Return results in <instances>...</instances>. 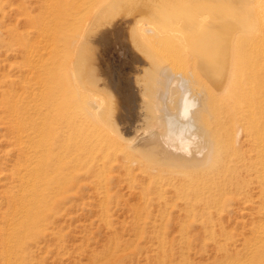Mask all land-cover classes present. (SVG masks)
Wrapping results in <instances>:
<instances>
[{"label":"bare ground","instance_id":"obj_1","mask_svg":"<svg viewBox=\"0 0 264 264\" xmlns=\"http://www.w3.org/2000/svg\"><path fill=\"white\" fill-rule=\"evenodd\" d=\"M71 3L66 17L56 12L40 22L43 33L55 34L44 37V48L56 51L49 59L55 73L26 85V104L23 95L14 115L26 130L18 137L24 162L35 165V197L45 202L55 179L71 191L81 176L97 197L99 218L110 224L114 216L130 217L135 224L126 233L133 235L186 232L189 224L157 223L171 209L176 219L202 217L201 231L229 227L223 213L248 209L243 225L252 227L246 238L258 253L247 256H264V3ZM25 46L18 45L23 55L34 51L23 69L49 67L39 50ZM50 137L57 147H44Z\"/></svg>","mask_w":264,"mask_h":264},{"label":"rangeland","instance_id":"obj_2","mask_svg":"<svg viewBox=\"0 0 264 264\" xmlns=\"http://www.w3.org/2000/svg\"><path fill=\"white\" fill-rule=\"evenodd\" d=\"M46 1H0V91H3L4 94L0 95V264H264V256L260 253L255 255L258 251L256 252L254 248H251L250 244L253 242L247 240L253 233L252 227L243 225L250 219L251 212L248 209H246L247 211L233 210L229 214L223 213L220 220L227 224L230 222L231 226L229 227L224 229L217 227L216 229L202 231L196 229L199 227L200 222L204 220L202 217L200 218L198 215L192 217L181 216L176 219L174 217L176 211L171 209L169 210L171 215L165 214L157 223L167 226L168 229L178 227V224H189L190 227L186 232L175 230L170 231V233L157 232V234L133 235L126 233L135 224L130 217L126 219L119 217L117 219L114 216L111 218L110 224H105L99 218L101 211L97 197L90 196L92 191L84 186L81 176H78L77 184L71 191L67 188L69 186L65 188L64 184L60 185L55 179L56 183L52 186L51 195L46 196L45 202H39L38 199L41 196L35 197V194L37 195V183L34 180L35 165L25 164L26 145L24 146V143L19 141L18 138L22 130L26 131L24 130L25 126L14 115H16L15 111L20 105L19 102L23 95L24 100L22 99L20 103L26 104L24 102L27 94L25 93L26 85L38 84L39 78L45 80L48 74L55 73L53 64L49 61L56 54V51L53 50V54L50 52L53 48H46V45L44 48V44H47L52 36L55 38V34L52 33L51 36L43 33L42 29L44 28H42L40 22L48 21L46 19L49 16L53 17L56 12V17H66L65 14L74 11L71 6L72 0H69V2L68 0H60L61 5L59 6H62L61 8L58 5L55 6V2V4H52L53 0H48V3ZM65 2L66 4H63ZM259 3V8L264 6H262L261 3L264 2L261 0H258ZM68 22L65 20L63 27L66 25L65 28L68 27L69 29L70 22ZM46 35H49L47 42L44 41ZM40 40H43L44 43ZM37 42L41 43L37 44ZM19 44L28 46H25L28 49L30 45L32 46L31 49L36 48L35 51L39 50L44 59L48 60L49 67L52 66V70L48 67L51 72L47 71L48 68L46 69V67L35 69V65L23 69L21 63L28 61V56L26 57L25 54L29 52L33 54L34 50L29 49V52L23 55L24 49L23 47L19 48ZM14 46L16 48L15 53ZM18 49L19 51H17ZM47 51L49 55H47ZM18 67H21L24 72ZM28 67L31 71H28ZM37 76L41 77L38 78ZM15 84L18 85L15 86ZM23 91H25L24 94H21ZM19 94L20 97H18ZM19 124L23 125L24 128L22 126L21 129ZM53 141L51 137L45 140L44 147H57L58 144H54ZM46 157H43V162ZM21 173L24 174L22 187L23 176L18 177ZM114 189L110 191L109 195L114 193ZM87 200H91L90 205H88ZM110 207L112 213L114 206L110 204ZM18 214H20V217ZM11 217L13 220H10ZM214 220L216 221L217 218L214 217ZM13 222H16V224L14 225ZM9 223L14 227L12 228ZM14 228L17 231L21 230V232L15 233ZM14 243L15 245H13ZM10 247L11 249H9ZM253 250L256 253L252 252V255L248 257L247 255L251 254L250 252ZM244 256L247 260L244 259ZM234 257L235 260H231ZM241 257L243 258L241 259Z\"/></svg>","mask_w":264,"mask_h":264}]
</instances>
